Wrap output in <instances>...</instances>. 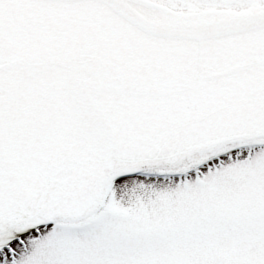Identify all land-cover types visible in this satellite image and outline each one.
Returning <instances> with one entry per match:
<instances>
[{"label": "snow or ice", "instance_id": "obj_1", "mask_svg": "<svg viewBox=\"0 0 264 264\" xmlns=\"http://www.w3.org/2000/svg\"><path fill=\"white\" fill-rule=\"evenodd\" d=\"M0 264H264V0H0Z\"/></svg>", "mask_w": 264, "mask_h": 264}]
</instances>
